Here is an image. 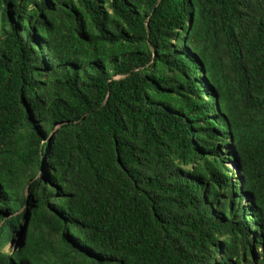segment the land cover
<instances>
[{
    "label": "trees",
    "instance_id": "16d2710c",
    "mask_svg": "<svg viewBox=\"0 0 264 264\" xmlns=\"http://www.w3.org/2000/svg\"><path fill=\"white\" fill-rule=\"evenodd\" d=\"M0 264H264V0H0Z\"/></svg>",
    "mask_w": 264,
    "mask_h": 264
},
{
    "label": "rangeland",
    "instance_id": "374dc122",
    "mask_svg": "<svg viewBox=\"0 0 264 264\" xmlns=\"http://www.w3.org/2000/svg\"><path fill=\"white\" fill-rule=\"evenodd\" d=\"M230 165L233 166V163H231Z\"/></svg>",
    "mask_w": 264,
    "mask_h": 264
}]
</instances>
